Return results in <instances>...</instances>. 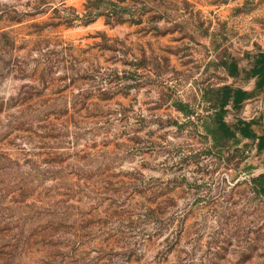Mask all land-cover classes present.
I'll list each match as a JSON object with an SVG mask.
<instances>
[{
    "label": "rangeland",
    "instance_id": "rangeland-1",
    "mask_svg": "<svg viewBox=\"0 0 264 264\" xmlns=\"http://www.w3.org/2000/svg\"><path fill=\"white\" fill-rule=\"evenodd\" d=\"M260 174L264 0H0V264H264Z\"/></svg>",
    "mask_w": 264,
    "mask_h": 264
},
{
    "label": "trees",
    "instance_id": "trees-1",
    "mask_svg": "<svg viewBox=\"0 0 264 264\" xmlns=\"http://www.w3.org/2000/svg\"><path fill=\"white\" fill-rule=\"evenodd\" d=\"M230 72L233 75L235 74L236 72L235 62L231 63ZM218 94H219V99H218L219 112L217 114L218 123H217L216 128L210 131V134H211L213 141L220 143L221 141H224L225 139H229V138L236 139V136L223 119V116L225 114V107L230 99L231 89L228 86H223L221 89H219ZM253 181L257 183L261 187V189L264 191V174H260L256 178H253Z\"/></svg>",
    "mask_w": 264,
    "mask_h": 264
}]
</instances>
